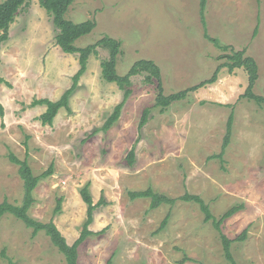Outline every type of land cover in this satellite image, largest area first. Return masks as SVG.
<instances>
[{
    "label": "rangeland",
    "instance_id": "obj_1",
    "mask_svg": "<svg viewBox=\"0 0 264 264\" xmlns=\"http://www.w3.org/2000/svg\"><path fill=\"white\" fill-rule=\"evenodd\" d=\"M199 10V0H74L66 17L96 23L76 40L79 47L103 35L121 41L119 74L138 59L153 60L165 94L210 79L226 61L222 55L244 50L258 67L253 92L264 96V0H206V32L225 50L204 37ZM9 34L0 48V202L21 203L23 180L8 154L20 160L28 154L35 175L53 164V173L33 189L28 213L42 222L52 220L69 244L87 217L79 190L90 184L97 206L88 226L92 233L78 247V264H230L219 232L204 221L198 203L178 198L184 193L199 195L215 218L239 206L221 223V232L233 240L236 264H264V106L242 96L248 83L244 69L230 73L220 66L213 83L189 89L162 113L152 105L154 85L145 84L142 74L132 76L133 92L116 124L82 142L122 98L117 85L102 78L106 50L98 47V54L89 57L69 98L71 112L60 108L50 125L42 124L36 118L45 105L23 106L34 98L57 100L70 87L77 60L55 44L39 0H30L26 14L14 17ZM146 107L150 117L138 134ZM230 115L229 143L217 157ZM147 187L175 203L151 209L149 198L128 195ZM58 198L61 211L54 214ZM167 213V224L157 231ZM244 230V238L236 239ZM10 263L66 261L44 231L33 235L6 213L0 218V264Z\"/></svg>",
    "mask_w": 264,
    "mask_h": 264
},
{
    "label": "trees",
    "instance_id": "obj_2",
    "mask_svg": "<svg viewBox=\"0 0 264 264\" xmlns=\"http://www.w3.org/2000/svg\"><path fill=\"white\" fill-rule=\"evenodd\" d=\"M74 0H39L40 7L44 8L46 13L49 14L51 27L54 35L55 44L66 54L75 56L78 69L72 75V83L69 88L64 90L57 100H49L47 98H34L27 106H23V109L27 107H33L36 105H45V110L42 112L36 119H38L42 124H51L54 116L57 114L60 108H65L68 112L70 110L69 98L75 93L79 86V80L84 75L87 70L88 59L91 55L98 54V47L105 49L107 54L105 58H102L100 62L102 78L108 82H113L117 87L123 92L121 100L112 108V111L108 114L103 124L99 128H94L90 133L82 139V142H85L88 138L93 137L98 132H107L111 129L117 122L121 110L132 94L131 88V77L137 74H142L144 77L145 84L154 85L155 97L153 101V106L158 108L159 112L162 113L170 104L175 101L181 100L184 98L188 90H195L198 86L213 83L216 79L217 73L219 72L220 66H225L228 72H233L236 68H242L247 74V86L243 93V97H246L250 100H253L260 106H264V96L257 95L253 92V86L258 76V67L256 61L248 55H245L244 50L232 51L229 54L222 55L225 57L226 61L222 63L212 77L208 80H205L198 85L192 86L187 90H181L178 92L165 94L163 91L162 79L160 74V69L158 65L151 59H138L132 63L130 68L124 73L119 74L116 70V64L118 56L121 53V41L115 38H112L108 35H103L97 41L87 44L85 46L79 47L75 44L76 40L80 37L89 34L95 28V21L92 19H87L82 22H73L66 17V12L69 6ZM200 3V20L203 24L204 37L213 42L214 45L220 49H226L225 45H221L216 38L209 36L206 32V22L204 17L206 0H199ZM30 0H3L0 2V48L2 44L7 42L10 38L9 28L10 23L14 20V17L18 13L26 14ZM256 32V29L254 30ZM1 63V62H0ZM4 81L0 76V82ZM3 108L0 104V114L2 115ZM150 117V108L146 107L139 118L137 124V132L141 133L142 128L148 122ZM231 122L232 115L228 118L227 129L223 137L221 151L215 156L220 157L223 150L227 147L230 138L231 132ZM26 147V144H25ZM28 154L23 160L18 159L13 153L8 154V158L13 162L19 165L18 173L20 178L23 180V198L20 204H14L4 199L0 202V218L2 215L9 213L12 214L17 219L24 222V224L32 229V234L35 235L40 231L49 237L51 243L61 252L64 257L66 264H78V247L86 239L88 235L92 233L88 229L89 224L92 222V215L96 203H93L92 196L90 193V184H84L80 190V196L82 201L86 204V220L83 224V229L78 236V238L72 243L69 244L57 226L52 220L48 222H42L32 218L28 210L32 203L34 202V197L32 194L33 189L40 179H43L53 173V164H50L48 168L40 174H33L30 166L27 163ZM134 157V148L132 147L126 155L127 162L129 165L133 164ZM128 195L131 199L135 198H149L150 208L154 209L160 206L162 203L174 204L176 199L167 196L164 193L155 191L152 187H147L143 190L129 191ZM183 201H194L199 204L200 210L204 214V221H211L214 228L219 232L220 239L222 243L223 254L226 260L230 264H236L231 252V242L232 239L228 238L223 232H221L220 225L221 223L236 211L239 210V206L233 205L229 207L226 211L222 213L219 218H215L206 203L202 200L199 195L184 193L178 197ZM61 198L57 199L56 205L54 207V214L60 213L61 211ZM169 218V213L165 215L162 219L160 226L157 231L162 230L167 224ZM245 236V230L237 236L236 239L241 240ZM1 254L4 255V250H1ZM12 264V263H10Z\"/></svg>",
    "mask_w": 264,
    "mask_h": 264
},
{
    "label": "crops",
    "instance_id": "obj_3",
    "mask_svg": "<svg viewBox=\"0 0 264 264\" xmlns=\"http://www.w3.org/2000/svg\"><path fill=\"white\" fill-rule=\"evenodd\" d=\"M39 106L42 107L43 105H39ZM44 107H45V106H44ZM44 107H43V108H44Z\"/></svg>",
    "mask_w": 264,
    "mask_h": 264
}]
</instances>
